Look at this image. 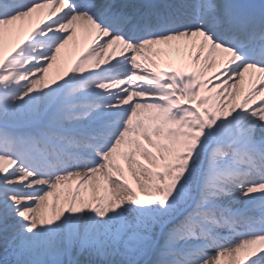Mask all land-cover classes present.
<instances>
[{
	"label": "snow or ice",
	"instance_id": "snow-or-ice-1",
	"mask_svg": "<svg viewBox=\"0 0 264 264\" xmlns=\"http://www.w3.org/2000/svg\"><path fill=\"white\" fill-rule=\"evenodd\" d=\"M0 264H264V0H0Z\"/></svg>",
	"mask_w": 264,
	"mask_h": 264
},
{
	"label": "bare ground",
	"instance_id": "bare-ground-1",
	"mask_svg": "<svg viewBox=\"0 0 264 264\" xmlns=\"http://www.w3.org/2000/svg\"><path fill=\"white\" fill-rule=\"evenodd\" d=\"M55 73V69L50 71V74H54Z\"/></svg>",
	"mask_w": 264,
	"mask_h": 264
}]
</instances>
